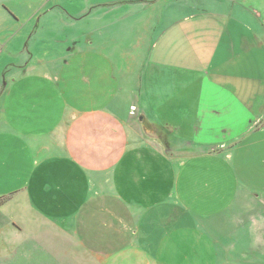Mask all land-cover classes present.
Segmentation results:
<instances>
[{
	"label": "crops",
	"instance_id": "obj_1",
	"mask_svg": "<svg viewBox=\"0 0 264 264\" xmlns=\"http://www.w3.org/2000/svg\"><path fill=\"white\" fill-rule=\"evenodd\" d=\"M31 1L22 0L19 3L20 8L30 9L38 20L32 36L38 42L47 44L60 41L59 34L65 39L66 31L58 25L65 20L62 22L59 15L53 13L51 7L48 8L52 3L58 7L59 0ZM131 1L132 6H142L136 12L147 9L141 4L142 0L128 2ZM3 3L6 0H0V6ZM223 6H226V1L219 0L214 14L206 11L207 8L203 5L176 8L174 13L171 11V4L167 7L165 5L167 24L154 17L157 19V26L152 27L150 24L147 29L143 23L136 28L137 32L134 34L139 38L159 32L150 45L149 52L142 51V55L146 56L147 70L143 76L141 71L138 73L139 80L136 82L134 76L127 74L115 91L117 96L101 105L94 103L91 107H85L77 102L65 103L63 92L51 82L49 76L44 77L51 84V91L47 94L40 91V98L28 97L24 103L30 110L37 109V102H41L40 112L34 116L35 110H31L32 114L30 118L24 119L25 128L20 133H17V124L10 120L9 129L12 134L9 138L0 137V238L6 240L5 244L0 242V264H9L4 256L12 253L4 254V251L9 250L12 246L9 240L16 236L24 238L26 247L34 248L39 242H45L46 235L50 233L54 246L57 245L63 254L73 255L72 258L66 257L62 264H134L129 262L130 250L133 255L137 254L135 264H145L144 255L140 256L142 253L136 246L140 238L161 239L170 232H179L182 237H186L189 230L204 233L201 235L203 238L205 234L210 238L216 230L222 234L223 226L214 228V218L209 219L211 215H204L202 219H195L189 214H178V218L172 215L170 221L176 227L173 231L164 230L160 225H155L156 215L152 210L134 212L122 201L120 191L131 188L130 178L133 179V175L142 179L147 170L154 178L161 170L158 162L151 159L150 163V155L145 156L146 152L156 154L151 142H162L157 134L158 123L150 115L165 104H175L177 100L175 97H159L155 93V82L160 70L175 67L181 69L178 77L193 80L184 84L181 93L189 95V100H192L200 117L196 130L198 142L204 143L203 132H209L213 136L220 135L219 139L224 141L220 150L226 159L230 158V162L235 164L233 174L237 183L244 179L249 185L259 183V187L264 189V0H233L226 11L222 10ZM9 8L18 17L16 8ZM68 8L74 11L73 14L77 13L75 17L82 10L81 6L70 4ZM62 11L73 21L77 19L72 18L63 8ZM87 15L85 13L78 18ZM44 19L46 20L42 22ZM76 22H73L74 36L70 42L73 41L77 46L75 39L82 37L84 30L75 26ZM45 23H53L51 26H57L56 31L46 30L52 28ZM14 29L15 27H11L8 30L12 32ZM41 29L51 34L52 38L40 40L36 34ZM13 33L11 38L0 35V47L12 46V54L17 52L16 43L12 41L16 40L15 31ZM210 35L215 37L209 40ZM132 38L133 34L127 35L126 42L133 43ZM1 50L2 48L0 53ZM45 52L46 49L43 53ZM79 53L80 50H75V54ZM30 56V59L35 58V53L30 51ZM55 61L63 63L60 57L48 56L46 60L48 63ZM91 63L94 65L96 62L92 59ZM27 72L28 69L25 70ZM136 102L142 108L141 114ZM14 110L17 109L12 107V115ZM204 112L207 119H204ZM224 113L232 114L228 122L232 129L227 131L228 124L220 122ZM23 114L28 115V112L18 116L16 122L22 119ZM17 139L24 142L27 149H20ZM145 139L150 145L147 147L148 151L141 142ZM6 142L9 146L4 151L2 144ZM243 142L246 143L242 146ZM202 146L203 144H196L192 147L199 149ZM168 148L175 152L194 151L171 144ZM130 153L132 155L129 161L126 155ZM2 156L5 158L1 161ZM10 159L18 162V169H2L5 160ZM26 165H32V170L28 171ZM17 184L21 185L18 187ZM195 185L197 180L191 171L182 186L194 188ZM135 188L137 189L136 186ZM22 191L27 196L25 203L30 208L26 229L19 226L15 216L10 214L14 203L20 206V201L12 196ZM149 204L154 206L161 202ZM32 208H36L38 214ZM43 217L56 219L49 230L43 229ZM123 219L138 226L139 230L148 231L131 237V232L125 228L122 230L121 224L116 228L112 224V221L121 223ZM204 219L209 226L205 232L204 224L194 225L204 223ZM241 219L237 221L242 223L241 232L248 231L250 234L242 235L240 242L246 244V239L258 241L259 238H264L259 233L264 232V209H259L255 216ZM228 221L234 220L229 219L227 223ZM219 222L223 223V220ZM254 232L256 236L252 237ZM114 235L117 236L116 239ZM33 236L34 240L27 239ZM106 240L108 243H105ZM2 245L4 249L1 248ZM209 245V240L204 241L201 259L195 264H204V260L207 261L206 264H217L222 259L219 258L220 251H217L218 256L215 258L209 256ZM248 247L256 248V244L249 242L243 248ZM212 248L215 246L211 245L210 249ZM261 255V259H264V254ZM75 260L78 262H74ZM234 261L236 262L231 261V264H241L240 258L235 257ZM146 264L159 263L149 259Z\"/></svg>",
	"mask_w": 264,
	"mask_h": 264
},
{
	"label": "rangeland",
	"instance_id": "obj_2",
	"mask_svg": "<svg viewBox=\"0 0 264 264\" xmlns=\"http://www.w3.org/2000/svg\"><path fill=\"white\" fill-rule=\"evenodd\" d=\"M20 1L6 0V3L0 6V35L11 38L15 31L16 40L13 39L12 41L16 43L17 48V52L12 54V46L0 47L2 48L0 53L1 138H9V135L12 134L9 129L10 120L17 124V133H20L25 128L24 119L30 118L32 114L31 110H35L34 116L35 113L40 112L41 102H37V106H35L37 109L30 110L24 103L28 97L30 99L40 98V91L46 94L51 91L52 86L44 79L45 76H49L51 82L61 93L63 92L65 103L74 104L77 102L85 107H91L94 103L99 105L106 103L112 97L117 96L115 91L119 83L121 86V81L128 76L127 74L134 76V82H136L139 80L138 73L141 71L140 74L143 76L147 70L146 56L142 55V51L149 52L150 45L159 32H153L151 36L145 34L139 38L134 34L137 32L135 31L136 28L141 27L143 23L146 24L147 29L150 24L152 27L157 26V19L154 17L160 18L159 22L167 24L168 20L165 19L166 16L164 15L165 5L167 7L171 4L173 13L176 12V8L201 7L203 5L204 8H207L206 11L214 14L219 5V0H142L141 4H144L147 9L144 12H136L142 6H132L133 1L129 3V0H59L58 7L52 3L48 8L51 7L53 13L59 15L62 22L65 20L64 25L63 23L58 24L66 31L65 39L59 34L60 41H52L47 44V42H38L35 36H32L38 20L30 9L20 8ZM225 1L226 6H223L222 10L226 11L233 0ZM68 4L81 6L80 15L85 13L88 15L80 18H78L80 15L75 17L77 13L73 14L74 11L69 10ZM248 4L250 3H245V5ZM12 6L16 8L18 17L12 14L9 8ZM62 8L65 12H69L72 18H77L74 20L77 21L75 26H80L84 30L82 37L75 39L77 46L73 41L70 42L74 36V21L63 14ZM178 12L179 10H177ZM45 24L52 28L46 30L56 31L57 26H51L53 23ZM11 27H15L12 32L8 30ZM78 30L77 28L76 31ZM132 34L131 41L133 43H127V35ZM36 35L40 40L52 38L51 34L43 29L38 31ZM213 37L215 36L210 35L209 40ZM64 40L65 42H63ZM56 42H60V44ZM70 47L72 49L69 50ZM45 49L46 52L43 53ZM75 50H80L81 53L75 54ZM30 51L35 53V58L30 59ZM48 56L60 57L63 63L62 61L48 63L46 62ZM92 59L96 62L94 65L91 63ZM26 69H28L27 73H25ZM180 73L181 69L175 67L169 70H160L155 82L157 96L175 97L177 100L175 104H165L160 109H156L153 115H150L158 123L156 126L157 134L162 142L150 143L158 155L146 152L145 156H154L148 157L149 162L151 159L155 163L158 162V166L161 165V170L154 178H152L153 175H149L147 170H145L146 175L142 179L133 175V179L130 178L131 188L120 191V195L122 201L130 206L134 212L138 210L141 213L144 209L152 210L151 212L156 215L154 218L155 225H160L164 230L173 231L176 227L170 221L172 215L178 218V214H189L195 219H202L204 215H211L209 219L214 218V228L223 226V235L217 233L216 230L213 231L214 233L210 235V238L207 237V234L203 238L201 235L204 233L189 230L190 233L185 234L186 237H182L179 232H170L161 239L140 238L136 244L142 253L140 256L144 255L145 264L149 259L159 264L160 261L162 264H189L190 262L195 264L201 259L204 241L209 240L210 244L215 246L212 249H210L211 245L207 247L209 256L215 258L218 256L217 251H220L219 258L222 259H219L217 264H223L226 261L231 264V261H237H234L235 257L240 258L241 264H264V259H261L263 258L261 254H264V238H259L258 241L257 239H246V244L249 242L256 244V248H243L246 244L240 242L239 238L250 233L248 231L241 232L242 223L237 222L242 220L241 218L248 219L255 216L259 209L260 211L264 209V205H262L264 203V189L259 187V183H254L255 186L249 185V182L244 181V179L237 183L233 174L235 164L230 162V158L226 159L220 150L221 144L224 142L219 139L220 135L213 136L209 132H203L204 143L198 142L199 136H197L196 130L199 127L200 117L192 100H189V95L181 93L184 84L193 80L178 77ZM46 97L49 99L47 95ZM136 105L139 106L141 114L143 112L141 106L137 102ZM12 107L17 109L13 111L15 112L13 115L11 114ZM23 112H28V115L23 114L22 119L16 122L17 117ZM231 118V113H224L220 122L228 124ZM204 119H207L205 112ZM229 129L232 128L228 124L226 131ZM16 141L20 149H27L24 142L19 139ZM141 142L143 148L148 151L147 147L150 145L146 139ZM245 143L243 142L242 146ZM170 144L182 146L184 150L187 148L194 149V151L189 153L171 151L168 148ZM196 144H203V146L199 149L192 147ZM8 146V142L2 144L4 151L8 150ZM28 148L32 147L28 146ZM131 155V153L126 155L129 161ZM4 158L5 156H2L1 161ZM15 162L13 159L5 160L2 169H18V162ZM26 169L32 170V165H26ZM191 171L197 180V185L194 188L182 186V182ZM20 185L17 184L18 187ZM7 192L12 193V191ZM12 197L20 201V206L14 203L11 206L13 209L10 214L15 216V221L19 226L26 229L28 227L26 219L30 213V208L25 203L27 196L22 191ZM150 202H161V204L152 206L149 204ZM32 210L38 214L36 208H32ZM128 214L130 215V212ZM229 219L234 221L227 223ZM219 220H223V223H220ZM52 222L55 224L56 219L43 217V229L52 228ZM112 224L114 228L121 224L122 230L125 228L131 232V237L148 231L146 229L139 230L138 226L129 224L125 219L121 223L112 221ZM196 224L199 226L204 224V232L209 229V226L205 224V219L204 223H194V225ZM211 230L212 228L209 231ZM259 233L264 237V232ZM251 235L254 237L256 233ZM116 237L114 235V239ZM30 238L34 240L35 237H27V239ZM45 239V242H39V245L36 244V247L30 248L25 246L24 238L16 236L9 240L12 244L9 250L4 251V254H12L4 257L8 259L9 264H62L66 257H73L71 253L63 254L57 245L54 246L50 233L46 235ZM5 241L4 238H0L1 243L5 244ZM105 243L108 241L106 240ZM3 247L4 245L1 246L2 249H4ZM136 255H133L131 250L129 251L130 263H136ZM74 262L78 261L75 260ZM206 262L204 260V264Z\"/></svg>",
	"mask_w": 264,
	"mask_h": 264
}]
</instances>
